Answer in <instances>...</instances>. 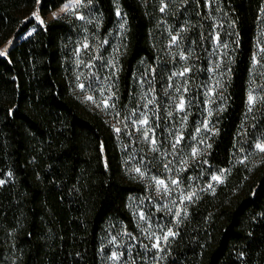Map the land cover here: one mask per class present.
<instances>
[{"label": "trees", "instance_id": "1", "mask_svg": "<svg viewBox=\"0 0 264 264\" xmlns=\"http://www.w3.org/2000/svg\"><path fill=\"white\" fill-rule=\"evenodd\" d=\"M65 1L0 0V45ZM260 2L88 0L0 55V264H103L106 231L134 232L127 200L145 193L131 153L153 169L168 160L193 190L156 264H264V109L247 103ZM118 17L112 99L96 109L75 57L84 41L103 58ZM144 92L153 152L133 124Z\"/></svg>", "mask_w": 264, "mask_h": 264}, {"label": "rangeland", "instance_id": "2", "mask_svg": "<svg viewBox=\"0 0 264 264\" xmlns=\"http://www.w3.org/2000/svg\"><path fill=\"white\" fill-rule=\"evenodd\" d=\"M88 0H66L58 7L41 16L37 10L31 13L33 23L19 36L9 38L0 45V53L5 55L6 51L20 39L31 35L38 27L43 26L47 21L61 16L63 14H75L81 17L82 6ZM259 15L257 16L258 33L255 42L254 51L251 54L250 64V87L247 95L248 106L254 103L264 109V0L260 2ZM34 13L36 15H34ZM119 15V13L117 12ZM39 17V19L37 18ZM123 18L118 17L114 28L106 38L97 41L99 49L101 45H106L104 57H98L94 52L97 47L87 51V42H82L78 47L75 57V80L77 92L88 104L96 109L108 110L112 92L110 89V70L114 68L115 60L113 58L116 48L119 44L121 33L123 31ZM174 34L171 38L176 37ZM175 39V40H176ZM172 42V41H170ZM111 43V44H110ZM101 44V45H100ZM96 46V45H95ZM214 50V48H213ZM102 55V56H103ZM214 62H211L210 72L213 71ZM187 70V69H185ZM184 70V71H185ZM182 72V71H181ZM169 101H173L174 110H181V101L185 102V97L176 92L172 85H167ZM147 91V90H145ZM171 92V93H170ZM144 98L140 101L142 110H138V117L133 122L135 130L142 140V146L148 148L149 152L155 151L157 143H153V131L150 125L149 106L154 102L153 95L149 92L143 93ZM252 96L253 103L249 104V96ZM91 97V99H89ZM169 103V102H168ZM169 105H172L169 103ZM173 108L172 111L174 112ZM146 121V123H141ZM264 124V123H263ZM175 130V128H174ZM180 141V135L175 137ZM264 141V135L261 137ZM262 141L256 142L263 144ZM149 144V145H148ZM191 148L190 152H193ZM126 168L144 185L145 193L142 195H131L128 197L127 204L133 212L134 232L126 231L122 228L118 230L108 229L104 237V249L102 253L103 264H156L155 260L160 256L166 240L165 235L172 231L171 222L175 223L180 214L183 201L193 190L190 186H184L180 183L179 169L168 160L158 169L149 167L145 159L138 158L134 153L129 155ZM159 164V162H157ZM137 169L139 171H137ZM7 175L0 178V186L6 181ZM163 181L162 184L157 183ZM176 181V183H173ZM169 218V219H167ZM155 245V246H154Z\"/></svg>", "mask_w": 264, "mask_h": 264}, {"label": "snow or ice", "instance_id": "3", "mask_svg": "<svg viewBox=\"0 0 264 264\" xmlns=\"http://www.w3.org/2000/svg\"><path fill=\"white\" fill-rule=\"evenodd\" d=\"M164 9L162 8L161 9V11H163ZM34 15H36L35 13H34ZM37 18L39 19V17L37 16ZM175 37H173V40L175 41ZM3 53H0V55H2ZM187 71V70H186ZM89 99H91V97H89ZM253 97L250 95L249 96V104H251V103H253ZM183 106V102L181 101V105H180V107H182ZM141 123H146V121H141ZM153 143H155L154 141H153ZM256 148L257 149H259L260 151H262V152H264V144H257L256 145ZM195 151V150H194ZM137 171H139L138 169H137ZM213 179L214 180H217V181H219L220 180V177H218V176H216V177H213ZM157 183H159V184H162L163 183V181H158ZM173 183H176V181H173ZM190 197H186V199H189ZM177 215H179V213H177ZM169 235H172V232L171 231H169L166 235H165V239H167V236H169ZM155 246V245H154Z\"/></svg>", "mask_w": 264, "mask_h": 264}]
</instances>
